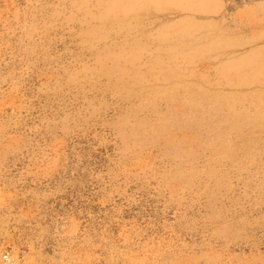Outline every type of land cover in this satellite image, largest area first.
Instances as JSON below:
<instances>
[{
    "label": "rangeland",
    "instance_id": "374dc122",
    "mask_svg": "<svg viewBox=\"0 0 264 264\" xmlns=\"http://www.w3.org/2000/svg\"><path fill=\"white\" fill-rule=\"evenodd\" d=\"M0 264H264V0H0Z\"/></svg>",
    "mask_w": 264,
    "mask_h": 264
}]
</instances>
